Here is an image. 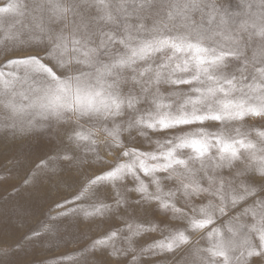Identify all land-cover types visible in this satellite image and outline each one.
<instances>
[{
	"label": "clouds",
	"instance_id": "1",
	"mask_svg": "<svg viewBox=\"0 0 264 264\" xmlns=\"http://www.w3.org/2000/svg\"><path fill=\"white\" fill-rule=\"evenodd\" d=\"M3 183L0 264H264V0H0Z\"/></svg>",
	"mask_w": 264,
	"mask_h": 264
},
{
	"label": "rangeland",
	"instance_id": "2",
	"mask_svg": "<svg viewBox=\"0 0 264 264\" xmlns=\"http://www.w3.org/2000/svg\"><path fill=\"white\" fill-rule=\"evenodd\" d=\"M44 150H46L45 145H38L35 149V151L37 152H42ZM11 186V183H3L2 185H0V194L5 193ZM45 195H47L46 190ZM39 199V197L33 198L34 207L39 206ZM9 200H11V198H9ZM9 200H6L4 205L0 206L3 209V211L0 212V234H3L8 238L15 239L20 235V230L17 227V221L19 218H13L14 214L10 215L9 209L11 205L9 203Z\"/></svg>",
	"mask_w": 264,
	"mask_h": 264
}]
</instances>
